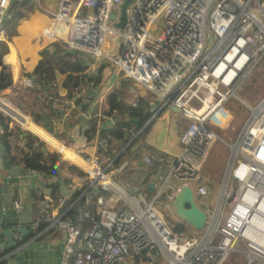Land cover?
<instances>
[{"label":"built area","instance_id":"2783aa9c","mask_svg":"<svg viewBox=\"0 0 264 264\" xmlns=\"http://www.w3.org/2000/svg\"><path fill=\"white\" fill-rule=\"evenodd\" d=\"M11 1L0 0V42L7 38L3 23ZM124 1L59 0L44 33L53 39L62 25L64 50L108 61L154 99L178 109L187 119L179 136L181 149L172 159L162 154L144 158L149 166L164 164V173L150 199L139 194L129 208L107 202L118 187L110 178L116 157L103 153L106 149L94 154L84 169L89 184L73 198L74 214L49 201L48 215L36 218L31 227L37 230L43 224L41 230L63 232L61 264H122L128 258L142 261L146 252L151 256L149 251L166 264H224L233 252L244 254L246 264H264V122L255 142L246 139L249 158L238 161L235 170L229 167L212 215L203 203L208 219L202 234L182 239L164 211L183 186L193 189L195 199L209 193L202 170L219 130L232 119L227 103L238 99L240 87L264 58V0H133L118 28ZM109 36L121 41L114 56L103 54ZM255 109L254 114L261 111ZM20 173L38 174L25 166ZM98 188L110 199L98 194ZM223 206L230 210L220 224ZM13 238L23 241L19 228H13ZM6 254L2 242L0 260Z\"/></svg>","mask_w":264,"mask_h":264},{"label":"crops","instance_id":"0c3cea01","mask_svg":"<svg viewBox=\"0 0 264 264\" xmlns=\"http://www.w3.org/2000/svg\"><path fill=\"white\" fill-rule=\"evenodd\" d=\"M58 1L30 0L15 33L4 40L7 50L2 62L10 71L12 85L0 94L5 104L0 105V115L7 126L5 129L0 121V243L8 253L0 264H61L63 232L41 230L43 224L34 230L31 224L48 215L45 203L49 201L74 211V194L88 185L85 177L70 171L68 165L84 172L88 158L104 149L114 152L117 165L112 166L110 178L118 187L107 202L129 208L137 203L135 196L139 194L150 199L153 192L147 184H155L164 173V164L149 166L144 158L154 159L157 154L166 159L175 157L181 149L180 133L187 125L176 108L157 101L101 59L83 58L85 70L72 75L75 82H66L68 74L56 72L54 82L43 88L36 85L32 74L42 53L65 49L62 25L53 39L44 33L52 25L51 14ZM114 92L120 93L126 104L142 101L143 114L150 116L140 129H132L121 140L112 139L108 144L104 134L120 116L109 110L107 98ZM10 155L17 163H12ZM54 155L57 162L49 170ZM22 166L39 173L22 175ZM176 220L188 228L189 233H178L182 239L195 235V229L179 217ZM13 228L21 230L22 242L13 238ZM148 253L151 256L146 252L142 261L128 258L122 264H166L163 257Z\"/></svg>","mask_w":264,"mask_h":264},{"label":"rangeland","instance_id":"374dc122","mask_svg":"<svg viewBox=\"0 0 264 264\" xmlns=\"http://www.w3.org/2000/svg\"><path fill=\"white\" fill-rule=\"evenodd\" d=\"M158 32L159 30L153 32V34L156 35ZM120 43L121 41L118 39L114 40L110 36L107 37L103 48L104 56H114L119 49ZM237 97L238 99H231L227 103L232 113V119L223 129L221 128L219 130L220 138L213 141L202 170L204 177L202 181L207 185L209 193L206 197L202 199L197 198L196 200L200 207L203 206V203L209 205L211 215L212 211L218 207L219 188L229 171V167L232 166V170H235L239 163L238 161L244 162L246 158H249L248 148L245 146L249 145V143L246 139L255 142V135H257L259 124L260 122H264V116L262 115L264 111V58L259 61L244 84L240 87L237 92ZM254 108H261V111L254 114ZM246 131H249L251 134H246ZM236 146L237 151L234 154L233 148ZM84 177L87 180L86 175ZM229 210L230 208L228 206H223L222 211H218V222L220 224L224 222L229 214ZM164 211L166 218L174 222V230L176 232L179 233L185 230L186 233H189L186 226L179 225L177 220L174 221L178 216L172 206L168 210L164 209ZM203 231V229L195 230V234H202ZM246 263L247 258L241 252L230 253L228 259L224 262V264Z\"/></svg>","mask_w":264,"mask_h":264},{"label":"trees","instance_id":"16d2710c","mask_svg":"<svg viewBox=\"0 0 264 264\" xmlns=\"http://www.w3.org/2000/svg\"><path fill=\"white\" fill-rule=\"evenodd\" d=\"M30 0H12L10 7L5 15L3 27L6 33L7 38L11 37L15 33V28L18 22L24 17L25 10L27 9ZM7 50V47L4 42H0V94L7 88L12 85V78L9 69L3 65L2 58ZM84 60L82 56L78 53H72L63 49H58L55 53L49 54L46 52L42 53V58L35 67L32 76L34 77V83L39 87H45L48 84L54 82L55 73L59 72L61 74H68L66 82L76 81L75 77H72L73 74L81 73L85 70L83 65ZM108 106L110 111H117L119 113V118L116 119L112 127L106 130V135L108 136V144L112 139L121 140L125 137L126 134L130 133V130L134 129L135 131L140 129L147 118L150 116L149 113L143 114V103L142 101H137L134 105L123 103L121 100V95L118 92L110 94L107 98ZM5 118L3 115H0V121L3 124ZM4 125V124H3ZM5 129L6 125L3 126ZM90 137V135H88ZM9 152V149H7ZM102 152V150H100ZM105 154H110L114 156V152L105 151ZM124 153V152H123ZM12 163H17L15 157L10 155ZM57 162V156L52 157L50 161V169ZM65 166V164H61ZM117 165V160L112 163V166ZM70 171L76 172L80 176H85V173L76 168L75 166H67ZM89 184L87 180L85 186ZM84 186V187H85ZM99 193L105 196H108V192L98 188ZM97 193L93 194V198L89 204V209L94 212L96 208V198ZM79 193H75L74 197L78 196ZM82 201H85V196L80 198ZM70 215L74 214L73 209L69 210ZM43 227V226H42ZM42 229V228H41ZM29 238V237H28ZM26 238V240L28 239ZM25 241V240H24ZM13 248V247H12ZM71 264V263H70Z\"/></svg>","mask_w":264,"mask_h":264},{"label":"water","instance_id":"95a60500","mask_svg":"<svg viewBox=\"0 0 264 264\" xmlns=\"http://www.w3.org/2000/svg\"><path fill=\"white\" fill-rule=\"evenodd\" d=\"M133 0H125L121 7L120 21L117 24L118 28H122L125 22V9ZM177 111H179L177 109ZM147 189L154 192V182L147 184ZM171 206L176 215L185 222L188 226L195 230H202L206 227L208 219L207 212L197 203L193 189L190 186H183L175 195Z\"/></svg>","mask_w":264,"mask_h":264},{"label":"bare ground","instance_id":"6f19581e","mask_svg":"<svg viewBox=\"0 0 264 264\" xmlns=\"http://www.w3.org/2000/svg\"><path fill=\"white\" fill-rule=\"evenodd\" d=\"M259 109H260V108L255 109V111H259ZM256 114H257V113H256ZM256 125H257V124H256ZM256 127H257V126H256ZM254 131H255V130H254ZM258 134H259V133H258ZM234 148H235V149H234ZM234 148H233V150H235V153H236V151H237V149H236L237 146L234 147ZM261 148L264 149V141L262 142V147H261ZM62 150H63V149H62ZM62 150H60V151H62ZM235 153H234V154H235ZM244 168H245V167H244V165H243L242 167H240V168L238 169L237 172H238L239 174L243 173Z\"/></svg>","mask_w":264,"mask_h":264}]
</instances>
